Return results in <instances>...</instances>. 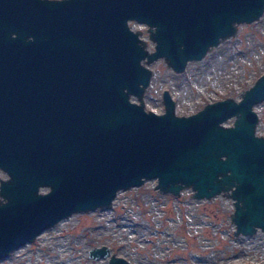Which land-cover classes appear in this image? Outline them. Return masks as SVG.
<instances>
[{
  "label": "water",
  "instance_id": "1",
  "mask_svg": "<svg viewBox=\"0 0 264 264\" xmlns=\"http://www.w3.org/2000/svg\"><path fill=\"white\" fill-rule=\"evenodd\" d=\"M263 9L264 0H0V257L152 177L162 193L231 198L235 235L264 231V135L253 109L264 72L239 99L186 115L167 89L162 112L143 101L145 63L162 58L181 72ZM130 21L146 25L151 50ZM108 264L126 259L111 253Z\"/></svg>",
  "mask_w": 264,
  "mask_h": 264
},
{
  "label": "rangeland",
  "instance_id": "2",
  "mask_svg": "<svg viewBox=\"0 0 264 264\" xmlns=\"http://www.w3.org/2000/svg\"><path fill=\"white\" fill-rule=\"evenodd\" d=\"M129 26L141 31L151 50L146 25L130 21ZM145 65L151 69L143 93L145 109L163 111L162 89L174 100L176 114L192 113L226 96L239 99L264 72V9L258 19L238 23L234 36L201 59L187 61L181 72H174L162 58ZM253 109L258 115L255 133L264 135V99ZM6 177L0 169V178ZM155 183L152 177L118 190L109 207L71 212L0 257V264H108L111 253L125 258L126 264L264 263V231L235 235L231 198L222 194L193 198L189 187L179 195L162 193ZM47 190L39 187L40 192ZM102 245L109 254L88 255L91 247Z\"/></svg>",
  "mask_w": 264,
  "mask_h": 264
}]
</instances>
